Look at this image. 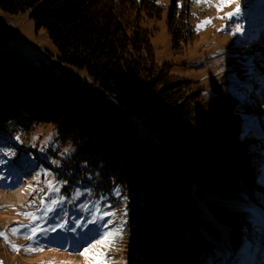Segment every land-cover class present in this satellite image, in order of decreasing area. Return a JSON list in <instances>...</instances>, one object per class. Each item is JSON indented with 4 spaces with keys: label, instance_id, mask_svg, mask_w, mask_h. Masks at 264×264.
<instances>
[{
    "label": "rangeland",
    "instance_id": "rangeland-1",
    "mask_svg": "<svg viewBox=\"0 0 264 264\" xmlns=\"http://www.w3.org/2000/svg\"><path fill=\"white\" fill-rule=\"evenodd\" d=\"M159 1L164 6L162 17L146 24L153 32L157 61L170 65L172 73L180 78L200 81L205 99L229 121L232 136L225 150L228 160L223 165V176L211 181L194 178L207 184L210 196L214 192L243 197L264 208V117L259 104L264 101V58L255 49L259 39L264 41V0H231L219 10L223 0ZM174 2L178 7L184 5L187 21L197 33L184 52L175 47L169 30ZM237 5L240 14L229 19L227 14L234 12ZM204 21L211 22L198 27ZM247 39H255L250 49ZM0 51L61 73L54 66L57 47L48 31L37 27L30 11L11 14L0 8ZM229 67L233 70L226 71ZM29 106L35 122L40 123L33 125V117L21 112L10 95L6 94L0 103V233L8 237H0V264H96L93 257L100 253L102 264H252L238 257L252 244L258 245L253 264H264V234L253 237L259 228L257 217L250 213L234 217L235 213L225 208L216 210L222 212L220 220L232 236L226 259L219 243L207 240L201 231L208 225L200 220V209L190 190L173 208L174 216L169 219L167 210L160 248L146 254L139 247L140 240L127 244L124 232L128 212L120 188L97 191L94 177L86 169L76 167L71 171L69 167L75 164L64 169L63 164L74 151L58 146L63 120L51 109L44 112ZM44 119L46 122H41ZM126 120L135 124L139 139L151 142H159L165 132L176 127L156 107L127 108ZM31 185L33 189L26 195ZM56 188L59 191H54ZM197 192L202 197L201 190ZM52 200L62 203L47 211ZM24 213H34L37 219ZM25 225L29 227H22ZM36 226L35 237L27 238L32 235L30 228ZM12 228L20 230L13 235ZM211 232L225 243L223 232ZM106 234H112L110 241L98 243ZM193 234H199L203 248L190 260L185 248ZM136 243L138 252L131 250ZM167 244L171 246L169 254ZM10 245H16L19 251ZM85 249L87 257L81 255Z\"/></svg>",
    "mask_w": 264,
    "mask_h": 264
},
{
    "label": "trees",
    "instance_id": "trees-1",
    "mask_svg": "<svg viewBox=\"0 0 264 264\" xmlns=\"http://www.w3.org/2000/svg\"><path fill=\"white\" fill-rule=\"evenodd\" d=\"M0 8L31 12L56 45L54 66L61 72L0 51V103L10 95L33 125L40 122L29 104L53 109L63 120L58 146L74 151L63 168L86 169L97 191L119 187L128 212L125 242L140 240L143 252H155L163 243L167 210L169 219L191 177L223 176L232 137L229 121L205 99L200 81L180 78L157 61L146 24L161 18L164 6L159 0H0ZM193 29L184 5L174 2L169 30L181 52L196 39ZM136 105L157 107L176 127L159 142L139 139L135 124L126 120L127 108ZM202 248L193 234L185 251L191 260Z\"/></svg>",
    "mask_w": 264,
    "mask_h": 264
},
{
    "label": "bare ground",
    "instance_id": "bare-ground-1",
    "mask_svg": "<svg viewBox=\"0 0 264 264\" xmlns=\"http://www.w3.org/2000/svg\"><path fill=\"white\" fill-rule=\"evenodd\" d=\"M216 2H219L218 0ZM254 40L255 39H247L246 43L248 48L250 49L251 46L254 45ZM252 51L254 50L253 48L251 49ZM253 53V52H252ZM233 70L232 67H229L226 69V71H231ZM53 111V109H52ZM8 112V111H6ZM164 114V113H162ZM33 189V185L29 186V189L26 193V195L28 193H30ZM197 190H201V195L202 197L198 196V192ZM190 191L192 193V195L195 197V202L199 207V211L201 213L200 216V220H202L204 223H206L208 225L204 226L201 228V231L203 232L204 236L206 237L207 240H214L217 243H219V245L222 247V252L224 257H228L229 253H228V247H229V242L232 239L231 236V232L229 230V228L227 226H225L221 220L219 218L216 217L215 214L212 213L210 207H220V208H225L227 210H229L230 212H234L235 216L234 217H241L243 216V212L244 211H251L258 219L259 223H257V228L256 229V233L254 234L253 237H258L259 235H263L264 234V208L262 205L259 204H255V202H253L252 200L243 198V197H234V196H221V195H217L216 193L212 192V195L210 196L209 194V188L207 186V184L205 183H200L197 182L196 178L192 177V183L190 186ZM213 191V190H212ZM21 198V196H20ZM22 199V198H21ZM237 219V218H236ZM234 220V219H233ZM199 229V227H197ZM197 229V230H198ZM211 229H215L218 230L220 232H223V240H225V243L222 244L218 241V239H216L213 235V233L211 232ZM264 239V238H263ZM249 245V247L247 248L248 253L243 255V254H239L238 257H241V259H243L245 262L248 260L249 262H252V264L254 263L255 259H254V255H253V246ZM167 248V253H171V246L170 244L166 245ZM242 249H240L241 251Z\"/></svg>",
    "mask_w": 264,
    "mask_h": 264
},
{
    "label": "snow or ice",
    "instance_id": "snow-or-ice-1",
    "mask_svg": "<svg viewBox=\"0 0 264 264\" xmlns=\"http://www.w3.org/2000/svg\"><path fill=\"white\" fill-rule=\"evenodd\" d=\"M230 2H231V0H223L221 5L218 6V10L220 8L224 7V6H227V4L230 3ZM239 14H240V7H239V5H237L235 11L234 12H230L227 15H228V18L231 19L233 16H238ZM210 22L211 21H204V22H202V25H198V27H201V26H203V24H207V23H210ZM236 31L240 32L241 28L239 26H237ZM17 139H19V137ZM49 186L51 187V185H49ZM54 191H59V189L56 188V189H54ZM58 203H62V200H60V201L52 200L51 203L48 205L47 211H52V205H55V204H58ZM24 215L29 216L32 220L37 219L34 213H24ZM22 227H29V226L25 225V226H22ZM37 227L38 226L30 228V231H31L32 235L30 237H27V238L35 237L36 232H37ZM19 230H20L19 228L10 229V231L12 232L13 235L17 234L19 232ZM41 231H43V229H41ZM111 235L112 234H106L105 239L101 240V241H98V243L107 244L110 241ZM0 237H3L5 240L8 239V237H7V235L5 233H0ZM10 246L13 248V250L19 251V248L16 245H10ZM28 250L29 251H35V249H31V248H29ZM81 255L87 257L88 256V250L85 249V251L82 252ZM102 257H103V253H100V254H98V256L93 257V260L96 261V264H102Z\"/></svg>",
    "mask_w": 264,
    "mask_h": 264
},
{
    "label": "crops",
    "instance_id": "crops-1",
    "mask_svg": "<svg viewBox=\"0 0 264 264\" xmlns=\"http://www.w3.org/2000/svg\"><path fill=\"white\" fill-rule=\"evenodd\" d=\"M157 108V107H156ZM150 116V115H149ZM149 116H146V117H149Z\"/></svg>",
    "mask_w": 264,
    "mask_h": 264
}]
</instances>
